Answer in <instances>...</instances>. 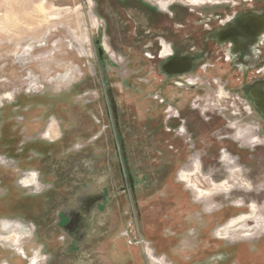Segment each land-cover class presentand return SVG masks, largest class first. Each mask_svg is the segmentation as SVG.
<instances>
[{
	"label": "rangeland",
	"instance_id": "obj_1",
	"mask_svg": "<svg viewBox=\"0 0 264 264\" xmlns=\"http://www.w3.org/2000/svg\"><path fill=\"white\" fill-rule=\"evenodd\" d=\"M253 18L264 0H0V264H264V39L234 64L216 40Z\"/></svg>",
	"mask_w": 264,
	"mask_h": 264
},
{
	"label": "flooded vegetation",
	"instance_id": "obj_2",
	"mask_svg": "<svg viewBox=\"0 0 264 264\" xmlns=\"http://www.w3.org/2000/svg\"><path fill=\"white\" fill-rule=\"evenodd\" d=\"M250 20H255V21H252L250 24L249 29L251 30V32L248 31L247 29H243V32L246 33L245 36H243V37H238L237 35H234V33L233 34L226 33L229 31L228 30L229 27L234 26V25H235L234 28L237 27L238 20H237V22L233 23L234 25L232 24L230 26H226L223 29H221L216 36V40L220 45L229 46V48H230L229 54L227 55L229 59L227 61L230 63H233L240 56L251 57L250 53H251L252 48L257 44L258 41H261L264 39V18H261V19L253 18ZM242 21L241 22L243 23V25H246V22L249 20L242 19ZM255 31H256V33H255ZM163 42L166 43L164 40H161V41L159 40V50H158V52H159L158 58L159 59L164 58V63L162 65L163 72L169 74V77H174V78L175 77L183 78V77L190 75L191 71L193 69V59L189 58L188 54H183V53L175 54L173 51L172 45H167L168 51L164 53V51H166V50H165V47L163 46ZM236 44H239V45H236ZM243 46H245V47H243ZM236 48H237V50H236ZM231 57L234 59H231ZM256 60H257V58L254 60V62ZM230 67H231V69L233 68V66L231 64H230ZM261 71L264 72V68ZM263 81L262 80H259V81L256 80L250 86L249 89L244 91V97H245V94L247 93L246 97L249 100L250 104L252 105V108L256 111V112L255 111L254 112L256 115H258V117H262V116L264 117V113L255 104V102L252 100L251 97L255 98L257 94L261 97L262 96L264 97V82ZM237 100H239V99H237ZM255 105L257 106L258 111L256 110L255 107H253ZM132 181H133V179H132ZM100 200L101 199H95L94 201L91 202V204H95L97 201H100ZM82 224H83V221H82L80 214H73L69 218V221L63 226V232L67 237L73 236L74 234L77 233L79 228H81Z\"/></svg>",
	"mask_w": 264,
	"mask_h": 264
},
{
	"label": "bare ground",
	"instance_id": "obj_3",
	"mask_svg": "<svg viewBox=\"0 0 264 264\" xmlns=\"http://www.w3.org/2000/svg\"><path fill=\"white\" fill-rule=\"evenodd\" d=\"M41 9H42V6H41ZM242 20L240 19V20H238V22H237V27H235L234 28V26H231V27H229V31L228 32H226V33H229V34H233L234 33V35H237L238 37H243V36H245V32H243V29H247L248 31H250L251 32V30L249 29V27H250V24H251V22H252V20H250V21H247L246 22V25H243V21L241 22ZM242 23V24H241ZM257 31V30H256ZM256 31H255V33H256ZM254 34V33H253ZM256 39V38H255ZM250 44V43H249ZM236 45H239V44H236ZM243 47H245V46H243ZM248 47V46H247ZM242 48V47H241ZM249 48V47H248ZM236 50H237V48H236ZM240 50V49H239ZM250 53V52H249ZM172 63V62H171ZM252 98V100L255 102V104L260 108V110L261 111H263V113H264V97H261V96H259L258 94L256 95V97L254 98V97H251Z\"/></svg>",
	"mask_w": 264,
	"mask_h": 264
},
{
	"label": "clouds",
	"instance_id": "obj_4",
	"mask_svg": "<svg viewBox=\"0 0 264 264\" xmlns=\"http://www.w3.org/2000/svg\"><path fill=\"white\" fill-rule=\"evenodd\" d=\"M29 175L33 178V183L35 184L34 189L32 190V195H39L42 191L47 190L50 185H46L39 179V173L36 171H32L29 173ZM63 239V237H61ZM37 256H39V250L37 251ZM43 260H47L48 257L46 255L41 257ZM33 264H37V261L34 259Z\"/></svg>",
	"mask_w": 264,
	"mask_h": 264
},
{
	"label": "built area",
	"instance_id": "obj_5",
	"mask_svg": "<svg viewBox=\"0 0 264 264\" xmlns=\"http://www.w3.org/2000/svg\"><path fill=\"white\" fill-rule=\"evenodd\" d=\"M215 84L219 86V84H217V82H216ZM224 90H225V89H224ZM167 112L172 113V112H174V110H173V108H169ZM170 113H169V114H170Z\"/></svg>",
	"mask_w": 264,
	"mask_h": 264
},
{
	"label": "water",
	"instance_id": "obj_6",
	"mask_svg": "<svg viewBox=\"0 0 264 264\" xmlns=\"http://www.w3.org/2000/svg\"><path fill=\"white\" fill-rule=\"evenodd\" d=\"M262 97H263V96H262ZM255 108H256V110L258 111V108H257V106H256V105H255ZM261 118H262V119H264V117H263V116H262Z\"/></svg>",
	"mask_w": 264,
	"mask_h": 264
}]
</instances>
